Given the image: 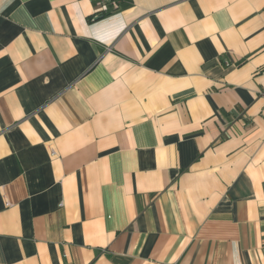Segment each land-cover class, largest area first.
I'll return each instance as SVG.
<instances>
[{"label":"crops","instance_id":"1","mask_svg":"<svg viewBox=\"0 0 264 264\" xmlns=\"http://www.w3.org/2000/svg\"><path fill=\"white\" fill-rule=\"evenodd\" d=\"M0 0V264H264V0Z\"/></svg>","mask_w":264,"mask_h":264},{"label":"built area","instance_id":"2","mask_svg":"<svg viewBox=\"0 0 264 264\" xmlns=\"http://www.w3.org/2000/svg\"><path fill=\"white\" fill-rule=\"evenodd\" d=\"M119 8L118 0H99L97 15H108ZM261 98L264 99V89L260 93Z\"/></svg>","mask_w":264,"mask_h":264}]
</instances>
